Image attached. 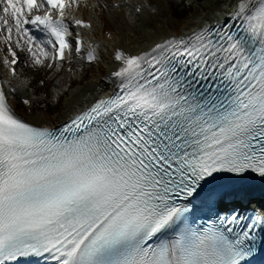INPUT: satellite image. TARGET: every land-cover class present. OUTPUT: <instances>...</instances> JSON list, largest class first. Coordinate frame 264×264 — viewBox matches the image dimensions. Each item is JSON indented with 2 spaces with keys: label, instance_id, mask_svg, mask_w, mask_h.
I'll use <instances>...</instances> for the list:
<instances>
[{
  "label": "snow or ice",
  "instance_id": "obj_1",
  "mask_svg": "<svg viewBox=\"0 0 264 264\" xmlns=\"http://www.w3.org/2000/svg\"><path fill=\"white\" fill-rule=\"evenodd\" d=\"M162 4L96 0L98 21L118 14L147 30L146 46H115L107 87L51 120L17 72L21 57L37 70L98 64L101 45L75 30L94 25L66 20V0H0V65L16 80L0 79V264H256L264 254V203L248 191L264 182V0H230L221 20L155 39Z\"/></svg>",
  "mask_w": 264,
  "mask_h": 264
},
{
  "label": "bare ground",
  "instance_id": "obj_2",
  "mask_svg": "<svg viewBox=\"0 0 264 264\" xmlns=\"http://www.w3.org/2000/svg\"><path fill=\"white\" fill-rule=\"evenodd\" d=\"M70 1V0H69ZM89 4L85 3L84 0H77V11L85 18H89L91 23L94 25V31H90L87 29L82 30L87 37H91L94 41L101 45V55L102 59L104 60L103 63H100L98 66L99 75L89 82L86 83L83 87L73 88L70 92V95L64 100V104L57 105V107H53L55 103L62 97L61 95H57V86L59 88L64 89L67 88L68 82H72L74 80L84 79L86 70L85 68L81 69V72L78 74L76 73L74 76L70 74L68 71H59L61 74L54 79V76L57 74L56 69H34L31 67L30 62L27 60L26 57H21L27 63L26 68H22V74H19V67L17 68V72L20 75L21 79H29L31 81V88L30 94H38L40 99L43 100V96L41 95V90L39 89V81L44 79L47 81L52 82V84L48 86V93L47 99L49 101H54L53 103L49 102V106L47 108H40V111H37L38 114L44 118H49L51 120H56L57 118L65 116L67 113L64 111L66 108H71L77 101H83L85 98L91 99L93 95H98V93L107 87L108 81L104 78V74H109L112 70L115 69L116 64L111 60V53L115 46H123L128 48L132 51L139 50L140 47H144L146 45H141L139 41L144 36L143 32L139 31V26L133 30L129 28L127 25L123 24V17H119L116 13H104V20L98 21L97 20V13L100 11L99 8H93L92 5L96 3V0H90ZM209 1V2H208ZM205 0L201 2L199 7L201 10H197L202 16H192L191 18L185 19H176L173 17H166L164 14L162 17H159V25L155 26L154 38L155 39H162L165 36H169L172 34H181L184 32L185 29H192L194 25H200L202 23V19L206 17H212L217 14V12L212 11L209 12L210 2L211 0ZM103 2V0H101ZM169 6L172 13L180 12V10H176L171 7L173 2L175 3L176 0H169ZM176 4V3H175ZM217 4L219 11L222 9L227 10V5L222 3L215 2ZM87 5V6H86ZM163 5V4H162ZM73 7V6H72ZM197 7V9H199ZM70 9V8H69ZM208 9V10H205ZM89 10H93V13H89ZM222 12V11H221ZM113 17H116L115 21ZM111 28L115 33L114 38L112 40L106 39V30ZM132 30V31H131ZM138 34V35H137ZM129 36H132L133 39L129 40ZM104 45H107V51L103 52ZM3 47V46H2ZM2 57L4 53L2 52ZM79 60V57H71L69 63L67 64V69H74L76 64L73 63V60ZM102 61V60H101ZM77 62V61H76ZM90 65V64H86ZM65 66V65H64ZM64 68V67H63ZM21 69V67H20ZM77 70V69H76ZM78 71V70H77ZM5 78L12 79V83L15 84L16 80L10 77V73L5 71ZM21 72V71H20ZM103 78V79H102ZM14 105H16V101H13ZM62 103V101H61ZM27 118L31 119L30 116ZM264 186V185H263Z\"/></svg>",
  "mask_w": 264,
  "mask_h": 264
},
{
  "label": "rangeland",
  "instance_id": "obj_3",
  "mask_svg": "<svg viewBox=\"0 0 264 264\" xmlns=\"http://www.w3.org/2000/svg\"><path fill=\"white\" fill-rule=\"evenodd\" d=\"M84 1L87 4H89V2H91L90 0H84ZM168 1L169 0H163V5L161 7L162 16L164 14L166 17L167 16L168 17H173V18L180 19V20L181 19L187 20V19L191 18L192 16H199V17L202 16V14H200L199 12H197V10H201L200 9L201 7H199L200 6L199 4L201 2H203V1H205V0H176V2H175L176 4L174 2H173V4H171V7L172 8H174L176 10H180V12H176V13H172L171 12ZM215 2L222 3L224 5H227L228 3H230V0H211V2H210V8H209V12L210 13L212 11H215V12H218L219 11V8H218L217 4H214ZM76 5H77V2L74 4L72 2V0H70V1L69 0H66V7H67V9L68 8H71L72 6L75 7ZM197 7H199V9H197ZM205 10H208V9H205ZM89 13H93V10H89ZM157 25H159V18H157L155 20L154 28ZM137 26H139V25H137ZM144 30H146V29H144V28H142V27L139 26V31L140 32H143ZM103 52H105L104 49H103ZM103 61L104 60L102 59V61H100V63H103ZM68 63L69 62L64 63L63 66L59 70H57L58 72L54 76V79H56L57 76L61 74L60 72L61 71H64V70L70 72V74L74 76L76 73L78 74L79 72H81V69L85 68L86 74H85L84 79L82 78L80 80H74L72 82L66 83V84H68V86L66 88L67 89V93H64V94L61 95L62 97L53 106L54 108L57 107V105H59V102H60V105L61 104L62 105L64 104V100L70 95V92L72 91L71 89L83 87L86 83L88 84L89 82H91L92 81L91 79H93V78H95V77H97L99 75V70H98V67L99 66L98 65L100 63H98V64L93 63V64H90V65H86V64H89V63L80 62V60L75 59V60H73V63L76 64L75 70L74 69H71V68L70 69H67L66 67H67V64ZM26 65H27V63L25 62L24 64H21L19 66V74L20 73L22 74V68L23 69L26 68ZM20 67H21V69H20ZM48 82H49L48 83V86L55 85V84H52V82H50V81H48ZM55 87H56V85H55ZM47 93H48V87L46 89H44L43 91H41V95L43 96V100H47L48 101V99H47ZM61 101H62V103H61ZM49 102L53 103L54 101H49ZM37 111H40V108L39 107L37 108Z\"/></svg>",
  "mask_w": 264,
  "mask_h": 264
}]
</instances>
